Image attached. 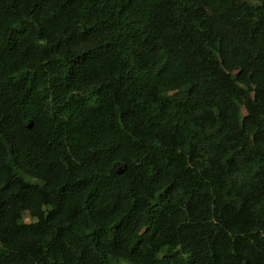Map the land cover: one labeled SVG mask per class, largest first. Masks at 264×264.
I'll return each instance as SVG.
<instances>
[{
  "label": "trees",
  "instance_id": "obj_1",
  "mask_svg": "<svg viewBox=\"0 0 264 264\" xmlns=\"http://www.w3.org/2000/svg\"><path fill=\"white\" fill-rule=\"evenodd\" d=\"M0 264H264V0H0Z\"/></svg>",
  "mask_w": 264,
  "mask_h": 264
},
{
  "label": "rangeland",
  "instance_id": "obj_2",
  "mask_svg": "<svg viewBox=\"0 0 264 264\" xmlns=\"http://www.w3.org/2000/svg\"><path fill=\"white\" fill-rule=\"evenodd\" d=\"M26 219H28V217Z\"/></svg>",
  "mask_w": 264,
  "mask_h": 264
}]
</instances>
